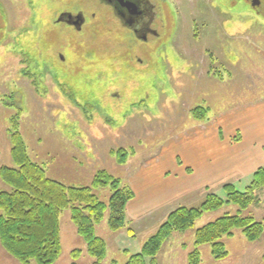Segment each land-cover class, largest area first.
Segmentation results:
<instances>
[{
    "label": "rangeland",
    "instance_id": "1",
    "mask_svg": "<svg viewBox=\"0 0 264 264\" xmlns=\"http://www.w3.org/2000/svg\"><path fill=\"white\" fill-rule=\"evenodd\" d=\"M149 1L156 35L142 42L100 0H0V167L13 165L8 129L16 114L29 156L50 178L89 186L104 169L135 197L140 176L154 178V160L176 156L178 144L185 152L184 135L197 125L192 108L210 106L211 117L238 97L232 91L264 96V0L259 7L252 0ZM64 12L80 13L84 23L79 29L64 23ZM118 149L127 152L122 164L112 154ZM251 180L243 177L234 188L244 191ZM0 189H7L1 179ZM93 191L102 200L110 194ZM214 193L225 199L224 190ZM256 194L243 210L224 205L173 231L145 264H187L195 230L225 212L262 221L264 186ZM125 218L127 227L118 231L108 229L106 216L96 226L107 245L102 264H123L165 220L145 229L147 223ZM60 239L55 264H69L74 248L85 250L68 210L60 215ZM219 240L226 254L216 258L211 243L198 245L199 264H264V228L255 239L235 228ZM91 260L85 252L78 264ZM0 264L20 263L0 245Z\"/></svg>",
    "mask_w": 264,
    "mask_h": 264
},
{
    "label": "trees",
    "instance_id": "2",
    "mask_svg": "<svg viewBox=\"0 0 264 264\" xmlns=\"http://www.w3.org/2000/svg\"><path fill=\"white\" fill-rule=\"evenodd\" d=\"M65 92L64 85H60ZM193 117L203 119L207 108L195 106ZM15 114L10 119L9 141L13 165L0 167V179L7 189H0V245L20 264H55L61 254L60 215L69 211L70 220L77 234L83 239L85 250L70 251L69 264H78L83 251L91 257L89 264H102L107 256V245L99 236L96 226L105 218L110 231L127 227L125 206L134 197L131 187L119 177L104 169L97 170L89 186H69L50 178L43 166L28 154L26 144L18 128ZM126 150H112L119 164L125 162ZM264 186V163L252 174V180L244 191H238L231 183L225 184V199L216 193H207L197 206H179L170 211L157 230L143 243L139 252L130 254L123 264H145V257L153 256L161 243L173 231L191 227L206 213L234 204L243 210L257 202V190ZM108 188L110 194L102 200L93 190ZM240 228L249 239H255L264 228V219L256 221L252 216L223 213L195 230L194 246L189 252L187 264H199L198 245L211 243V253L220 258L226 254L222 236L232 235ZM129 235L133 231L128 228ZM150 263H154L153 260ZM113 264H117L113 261Z\"/></svg>",
    "mask_w": 264,
    "mask_h": 264
},
{
    "label": "crops",
    "instance_id": "3",
    "mask_svg": "<svg viewBox=\"0 0 264 264\" xmlns=\"http://www.w3.org/2000/svg\"><path fill=\"white\" fill-rule=\"evenodd\" d=\"M232 92L238 97L227 107H221L214 117H193L197 125L189 134H183L189 136L185 152H179L182 144H178L176 156L161 155L153 161L154 178L140 176L141 184L137 188L132 186L135 197L126 204L128 219L142 225L147 223L145 229L154 227L173 208L195 205L203 199L206 190L217 192L225 184L252 177L263 165L264 96L243 94L241 89L240 93ZM202 105L205 106H197ZM146 167L144 164L142 168ZM168 182L172 185L169 192H154L155 187H151Z\"/></svg>",
    "mask_w": 264,
    "mask_h": 264
},
{
    "label": "flooded vegetation",
    "instance_id": "4",
    "mask_svg": "<svg viewBox=\"0 0 264 264\" xmlns=\"http://www.w3.org/2000/svg\"><path fill=\"white\" fill-rule=\"evenodd\" d=\"M108 5L115 18L134 36L135 40L145 42L148 35H156L152 27L155 19L154 5L149 0H100ZM260 0H252L254 7H259ZM80 16V18H77ZM64 23L79 29L84 23L80 13L64 12L60 16Z\"/></svg>",
    "mask_w": 264,
    "mask_h": 264
},
{
    "label": "water",
    "instance_id": "5",
    "mask_svg": "<svg viewBox=\"0 0 264 264\" xmlns=\"http://www.w3.org/2000/svg\"><path fill=\"white\" fill-rule=\"evenodd\" d=\"M104 1H107V0H104ZM77 18H80V16H77Z\"/></svg>",
    "mask_w": 264,
    "mask_h": 264
}]
</instances>
